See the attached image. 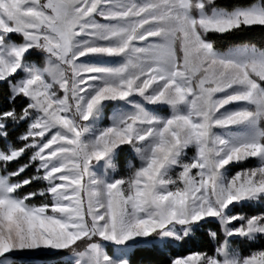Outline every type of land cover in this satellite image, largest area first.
Returning <instances> with one entry per match:
<instances>
[{
    "label": "snow or ice",
    "instance_id": "6c2138e0",
    "mask_svg": "<svg viewBox=\"0 0 264 264\" xmlns=\"http://www.w3.org/2000/svg\"><path fill=\"white\" fill-rule=\"evenodd\" d=\"M254 27L264 0H0V264H131L209 221L213 252L170 264H264L232 246L264 238V212L234 211L264 202V47L216 42ZM124 146L139 164L116 176Z\"/></svg>",
    "mask_w": 264,
    "mask_h": 264
},
{
    "label": "trees",
    "instance_id": "16d2710c",
    "mask_svg": "<svg viewBox=\"0 0 264 264\" xmlns=\"http://www.w3.org/2000/svg\"><path fill=\"white\" fill-rule=\"evenodd\" d=\"M250 0H220V3L225 6H232L235 4H247ZM215 39V37H213ZM217 46L221 49L227 48L238 43H254L257 46L264 47V28L254 27L251 29H245L238 31L232 35H229L223 39H217ZM32 59H35V55H32ZM8 85L0 84V109L9 107L8 104ZM22 102H17L15 105L17 109L20 108ZM25 126L21 125L14 131L10 129L11 135L15 138L19 133L24 131ZM127 152L125 147H122L116 156V161L119 167H123ZM28 157H23L19 164L27 162ZM13 168L17 167L16 164L12 165ZM33 169L29 168L23 175L28 176L33 173ZM40 185L34 184L32 187L37 188ZM31 190V189H29ZM263 208L260 206L252 208L250 206H243L236 208L237 213H243L247 215H253L259 212H264V202H262ZM210 231L219 232V225L213 221L206 223L201 229H199L191 239L182 243H176V245L167 244L163 248L157 246L151 247H135L129 254V260L131 264H170L173 258L185 257L189 254L197 252L211 254L215 248V242H213L208 233ZM263 244V243H262ZM233 246H236L243 254L249 253V251L259 249V246L253 242L235 241L232 242ZM264 248V247H263ZM68 256L66 252L59 251L50 255H36L34 257L23 258L13 257L11 264H69V260H65Z\"/></svg>",
    "mask_w": 264,
    "mask_h": 264
},
{
    "label": "rangeland",
    "instance_id": "374dc122",
    "mask_svg": "<svg viewBox=\"0 0 264 264\" xmlns=\"http://www.w3.org/2000/svg\"><path fill=\"white\" fill-rule=\"evenodd\" d=\"M32 55H35V59H32V60H34V61H36V62H42V56H41V54H39V53H36V52H33V54ZM109 112H110V109L109 110H106V117H107V115L109 114ZM105 123H107V118L105 119ZM125 147V150H126V152H127V157H126V159H125V163H124V166L123 167H119V164H118V162L116 161V157H115V164H116V172L114 173L116 176H123V175H126L127 174V172H128V164L129 163H134V164H136V165H138L139 164V161L135 158V155H134V153L131 151V149L129 148V147H127V146H124ZM119 151V150H118ZM192 155V152H191V150L189 151V156H191ZM117 156V155H116ZM253 164H254V162H248V163H246V164H244V165H241V167H251V166H253ZM99 170L100 171H103V169H102V166L99 168ZM237 170H239L238 168H234L232 171H237ZM245 206H250V207H252V208H256V207H258V206H260L261 208H263V205H262V202H260V203H258V204H246ZM237 208H239V207H237ZM235 212H236V210H234ZM260 213H262V212H259V213H256V214H260ZM241 214H243V213H241ZM213 222H215V221H213ZM216 223V222H215ZM218 224V223H217ZM233 240H235V241H245V240H241L240 238H234ZM246 242H248V241H246ZM253 243H255L256 245H258L259 246V249H257V250H262V249H264L263 247H264V238H261V239H257L255 242H253ZM263 243V244H262ZM172 245H176V243H171ZM151 246H157V247H159V248H163L164 247V245H160V244H158V243H156V242H148V243H145V242H134V243H132L131 245H130V247H131V251L135 248V247H151ZM233 246V245H232ZM234 248H236V249H238L236 246H233ZM112 249H113V246L112 245H108V251L109 252H111L112 251ZM239 250V249H238ZM131 251H130V253H131ZM240 251V250H239ZM252 251H256V250H252ZM57 252H59V251H56V250H36L35 251V253L34 254H32V255H27V254H25V253H23V252H16V253H12V254H10V260L13 258V257H23V258H29V257H34V256H36V255H39V254H42V255H50V254H54V253H57ZM250 252L251 251H249V253H247V254H250ZM246 254V255H247ZM65 260H69V256H67L66 258H65Z\"/></svg>",
    "mask_w": 264,
    "mask_h": 264
},
{
    "label": "bare ground",
    "instance_id": "6f19581e",
    "mask_svg": "<svg viewBox=\"0 0 264 264\" xmlns=\"http://www.w3.org/2000/svg\"><path fill=\"white\" fill-rule=\"evenodd\" d=\"M23 253L27 254V255H32L35 253V251H24Z\"/></svg>",
    "mask_w": 264,
    "mask_h": 264
}]
</instances>
